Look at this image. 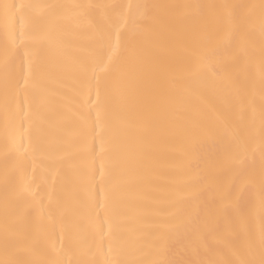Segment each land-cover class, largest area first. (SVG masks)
Wrapping results in <instances>:
<instances>
[{
  "label": "bare ground",
  "instance_id": "obj_1",
  "mask_svg": "<svg viewBox=\"0 0 264 264\" xmlns=\"http://www.w3.org/2000/svg\"><path fill=\"white\" fill-rule=\"evenodd\" d=\"M4 2L167 7L152 9L147 20L138 15L134 20L135 10L126 8L86 7L79 10L62 47L39 41L30 45L35 59L25 55L18 40L14 45L0 24V260L11 258L4 248L6 226L17 255L25 260L103 264L113 259L107 241L98 248L94 229V222L104 219L96 207L101 190L120 184L119 211L126 218L122 230L135 242L143 231L140 222L159 219L153 214L157 201L179 180L181 149L191 142L204 157L200 223L231 216L237 231L243 236L249 230L256 243L251 252L243 242L228 249L222 236L205 230L174 245L169 258H243L259 264V138L237 152L230 138L204 129H212L225 113L238 128L253 119L259 127L264 110L258 24L262 0ZM209 4L256 6L244 10L256 18L254 30L235 41L226 24L206 29L201 9L183 7ZM102 32L110 34L113 49L119 45L117 68L108 73L100 71L109 55L100 41ZM242 51L246 55L237 66L235 58ZM81 64L96 68L99 99L95 87L90 97L82 95ZM194 120L203 129L193 130ZM241 204L242 217L233 216ZM182 226L177 220L160 231ZM129 257L151 261L160 255L155 247L138 244Z\"/></svg>",
  "mask_w": 264,
  "mask_h": 264
},
{
  "label": "snow or ice",
  "instance_id": "obj_2",
  "mask_svg": "<svg viewBox=\"0 0 264 264\" xmlns=\"http://www.w3.org/2000/svg\"><path fill=\"white\" fill-rule=\"evenodd\" d=\"M126 8L135 10L133 19L138 17L141 20L149 19L150 11L158 7H167L151 4L136 5H80L64 3H25V2H4L0 0V24L3 25L6 34L11 38L14 45L17 40L19 45L24 46L25 55H32L35 59V52L30 48L33 42L39 41L42 45L49 47H62L65 43V35L71 25L76 21L79 10L84 8ZM183 7H197L202 10L205 28L219 30L225 24L228 27L231 38L239 41L245 34H250L254 30L257 20L252 13L244 10L255 8L254 5L244 4H209V5H185ZM259 34L261 38L260 47V89L264 95V0L259 5ZM18 33V35H17ZM102 46H107L109 55L107 62L100 68L101 72L108 73L115 71L117 64L115 57L118 50L111 47V37L107 32L100 33ZM246 52L242 51L241 55L235 58V64L239 66L244 59ZM29 62V75H31V64ZM82 79L79 81L82 95L89 96L93 87L96 88L97 99L100 96V77L97 75L96 68H89L86 64H81L79 69ZM28 81L25 80V85ZM90 102L86 100V103ZM27 97L24 106L27 108ZM24 118L29 117V112H23ZM99 116V112L97 113ZM193 130L203 129L197 121H193ZM231 140L232 147L237 152L245 151L251 141L256 136L259 138V150L261 156V223L259 228V247L262 258L259 264H264V110L261 111L259 118V127L257 129L255 120L250 123L237 127L235 126L228 114L225 113L221 121L212 126V131ZM26 131V130H25ZM182 162L178 171L179 180L174 186L166 190L159 201L158 206L154 209V215L159 219L142 221L141 231L138 233L137 240L130 241L124 234L122 225L126 218L122 217L120 208L121 186L114 183L101 190L102 202L96 207L104 212L102 221L94 222L95 233L98 237V248L102 249L105 241L109 246V252L113 259H105L103 264H255L249 259L233 260H207L197 261L191 259H172L169 258L174 245H180L190 237L192 233H202L207 230L210 235L223 237V244L228 249H234L238 244L243 242L249 252L255 247L256 240L249 230H245L244 235L237 231L231 216L225 215L222 219L209 218L203 225L200 223L201 216L205 210L200 207L198 201L200 196L201 182L204 173L202 164L204 157L198 151L195 144L189 142L181 149ZM103 175V173H102ZM244 206L238 205L233 210V216L242 217ZM177 220L183 221V226L175 230L160 231L167 226L174 224ZM107 225V232L104 227ZM155 241V243H153ZM161 241L166 243H161ZM152 246L159 252L160 258L156 260H137L129 257L130 250L137 245ZM4 248L6 257L11 258L0 260V264H38V262L25 260L17 255V249L9 240V229L5 227ZM44 264V262H39ZM58 264V262H52ZM83 264H100L98 261H84Z\"/></svg>",
  "mask_w": 264,
  "mask_h": 264
}]
</instances>
